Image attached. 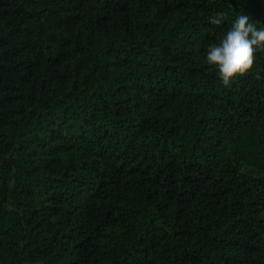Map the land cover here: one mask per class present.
<instances>
[{"label": "trees", "instance_id": "16d2710c", "mask_svg": "<svg viewBox=\"0 0 264 264\" xmlns=\"http://www.w3.org/2000/svg\"><path fill=\"white\" fill-rule=\"evenodd\" d=\"M240 14L0 0V264H264V50L206 62Z\"/></svg>", "mask_w": 264, "mask_h": 264}, {"label": "clouds", "instance_id": "9594fccd", "mask_svg": "<svg viewBox=\"0 0 264 264\" xmlns=\"http://www.w3.org/2000/svg\"><path fill=\"white\" fill-rule=\"evenodd\" d=\"M225 14H218L212 23L221 25ZM264 50V27H257L249 15L235 17L230 29L218 43L209 44L206 62L214 65L225 87L238 76L247 73L253 66L255 54Z\"/></svg>", "mask_w": 264, "mask_h": 264}]
</instances>
